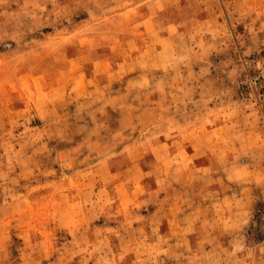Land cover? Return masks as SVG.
<instances>
[{
  "label": "rangeland",
  "instance_id": "1",
  "mask_svg": "<svg viewBox=\"0 0 264 264\" xmlns=\"http://www.w3.org/2000/svg\"><path fill=\"white\" fill-rule=\"evenodd\" d=\"M0 264H264V0H0Z\"/></svg>",
  "mask_w": 264,
  "mask_h": 264
}]
</instances>
